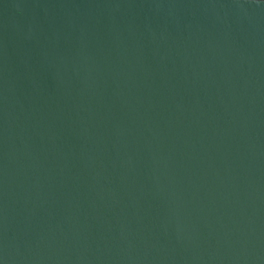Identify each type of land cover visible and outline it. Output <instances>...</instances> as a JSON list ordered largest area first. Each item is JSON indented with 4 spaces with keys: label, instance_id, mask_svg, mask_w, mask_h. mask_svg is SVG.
Segmentation results:
<instances>
[{
    "label": "water",
    "instance_id": "obj_1",
    "mask_svg": "<svg viewBox=\"0 0 264 264\" xmlns=\"http://www.w3.org/2000/svg\"><path fill=\"white\" fill-rule=\"evenodd\" d=\"M0 264H264V0H0Z\"/></svg>",
    "mask_w": 264,
    "mask_h": 264
}]
</instances>
